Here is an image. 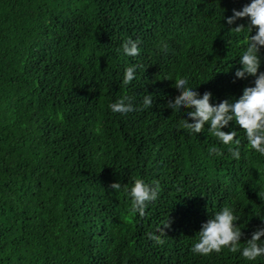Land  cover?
Returning a JSON list of instances; mask_svg holds the SVG:
<instances>
[{"label":"trees","instance_id":"16d2710c","mask_svg":"<svg viewBox=\"0 0 264 264\" xmlns=\"http://www.w3.org/2000/svg\"><path fill=\"white\" fill-rule=\"evenodd\" d=\"M250 2L0 0V264H264L241 254L264 228V155L234 121L222 131L237 132L239 160L234 143L208 124L190 133L187 110L168 108L179 78L213 105L254 86L235 77L250 33L231 30L250 21L227 24ZM129 38L135 57L123 51ZM259 55L264 72V47ZM125 96L136 110L112 112ZM136 179L160 185L142 217L131 212ZM225 206L240 218L239 250L193 253Z\"/></svg>","mask_w":264,"mask_h":264},{"label":"clouds","instance_id":"9594fccd","mask_svg":"<svg viewBox=\"0 0 264 264\" xmlns=\"http://www.w3.org/2000/svg\"><path fill=\"white\" fill-rule=\"evenodd\" d=\"M232 16L227 17V24L233 25L238 19L248 18L250 23L237 25L231 30L236 33L247 28L250 35L248 36V45L240 57L241 68L235 72L238 79H246L248 76L255 77L254 86L245 87L242 95L235 101L225 99L218 104L210 103L212 93L206 91L201 94L188 87L186 78H179L175 81V88L179 91L173 100L168 101V108L178 111L185 109L186 116L180 122V126L187 129L190 133H200L206 124L209 125V131L224 145H236L235 148L229 147V152L236 160L240 159V140L236 139L237 132L222 131L229 126L230 122H235L239 129H243L246 134L248 143L255 152L264 155V72H260L262 60L259 55L261 47H264V0H251L249 4L243 6L241 10L232 9ZM253 28L256 34L251 35ZM124 53L129 57L139 55L138 41L128 39L122 45ZM167 47L166 45L164 46ZM137 65L129 66L125 69L124 84H129L135 79V70ZM127 101V102H126ZM152 95H145L143 98V108L152 106ZM114 113L127 114L134 109L130 99L125 96L115 103L109 105ZM191 119L193 122H189ZM211 153L223 155L219 149L213 147ZM110 188L119 191L120 183H112ZM160 192L159 182H154L152 186L145 184L142 179H136L130 189L132 197L131 212L139 213L142 217L145 214L147 202L155 201ZM240 218L233 214V209L225 206L221 211L216 212L207 222L203 223L201 230L197 233L199 239L194 243L191 251L200 255H208L212 252L219 253L222 248H229L236 252L239 250V242L243 235L242 231L236 226L234 221ZM171 221L168 220L163 224L168 228ZM162 234L165 232L162 228L157 229ZM264 237V228H258L253 232L251 239L247 240V246L242 249V256L247 260H255L257 257L264 255V244L259 243ZM149 238L162 244L161 236L149 234Z\"/></svg>","mask_w":264,"mask_h":264}]
</instances>
